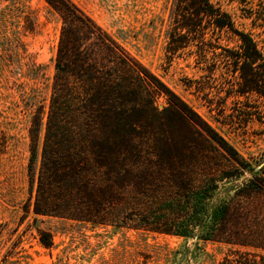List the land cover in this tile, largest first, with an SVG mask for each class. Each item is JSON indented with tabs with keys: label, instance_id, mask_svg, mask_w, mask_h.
<instances>
[{
	"label": "trees",
	"instance_id": "1",
	"mask_svg": "<svg viewBox=\"0 0 264 264\" xmlns=\"http://www.w3.org/2000/svg\"><path fill=\"white\" fill-rule=\"evenodd\" d=\"M45 1L62 26L48 106L35 105L28 129L27 211L223 243L230 251L219 264H264V160L246 159L217 140L71 0ZM194 1L193 12L174 16L167 52L185 48L204 22L235 32L238 50L226 55V81H234L228 94L264 98V54L253 37L234 30L230 15L209 0ZM198 57L207 60L203 46ZM173 118L187 128L185 138L173 130Z\"/></svg>",
	"mask_w": 264,
	"mask_h": 264
},
{
	"label": "rangeland",
	"instance_id": "2",
	"mask_svg": "<svg viewBox=\"0 0 264 264\" xmlns=\"http://www.w3.org/2000/svg\"><path fill=\"white\" fill-rule=\"evenodd\" d=\"M71 1L187 103L217 140L246 159L264 160V98L228 94L234 81H226L232 68L226 55L238 50L235 32L215 31L204 22L205 30L172 55L167 47L173 18L193 12L194 0ZM209 2L264 54V0ZM61 26L45 0H0V264H219L230 251L223 243L27 211L28 129L35 105L48 106ZM202 46L207 60L198 57ZM157 104L168 106L163 97ZM173 119V130L185 138L187 128ZM47 238L50 246L42 241Z\"/></svg>",
	"mask_w": 264,
	"mask_h": 264
}]
</instances>
